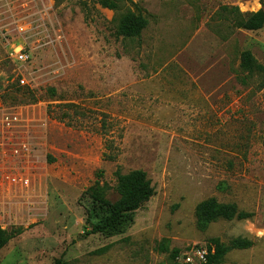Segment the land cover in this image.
Returning a JSON list of instances; mask_svg holds the SVG:
<instances>
[{"label": "rangeland", "instance_id": "1", "mask_svg": "<svg viewBox=\"0 0 264 264\" xmlns=\"http://www.w3.org/2000/svg\"><path fill=\"white\" fill-rule=\"evenodd\" d=\"M133 2L0 0V101L28 112L32 148L30 186L0 191V226L23 230L0 264H184L238 237L254 245L221 264H264V74L240 68L246 50L264 66V28L237 29L229 11H264V0ZM127 10L147 17L141 38L116 34ZM28 91L36 103H20ZM118 169L145 171L155 195L121 233H90L84 192L99 179L116 201ZM209 198L251 216L202 227Z\"/></svg>", "mask_w": 264, "mask_h": 264}, {"label": "trees", "instance_id": "2", "mask_svg": "<svg viewBox=\"0 0 264 264\" xmlns=\"http://www.w3.org/2000/svg\"><path fill=\"white\" fill-rule=\"evenodd\" d=\"M134 4L133 0H99V4L114 12H119L122 5ZM228 10V8H224ZM230 14L234 15L233 26L237 29L247 31H258L264 28V11L260 10L256 13L241 14L238 8L229 9ZM116 34L124 39L141 38L143 31L147 28L149 22L147 17L139 10L138 13L127 10L120 13L117 19ZM240 68L249 73L258 72L264 74V66L257 62L251 51L246 50L241 53ZM49 91L55 93L53 88ZM38 101L35 93L25 92L20 100V103H36ZM48 113L56 118L57 115L53 112L51 106ZM106 122H103L105 126ZM264 146V137H263ZM109 159H116V155H108ZM53 161L52 158L49 159ZM116 186L115 191L118 195L116 201H111L106 198L107 186L100 185L99 179L95 185L89 187L84 196L90 199L92 204L93 216L97 222L93 224L90 233H103L108 235H116L121 233L133 219V213L144 206L155 195V189L152 181L147 173L143 170H133L129 173H122L118 169L115 173ZM98 177H103L100 172ZM250 214L239 211L235 204H223L215 198H209L201 202L197 207V217L202 227H207L213 222L220 220H245L250 218ZM22 229H17L13 232H8L0 226V251L14 237L22 233ZM254 242L251 239L238 237L230 241L228 245L222 244L220 241H214V250L210 249L206 264H221L227 253L232 250H246L251 248ZM179 252L175 251L173 258ZM53 264H71L63 259H57Z\"/></svg>", "mask_w": 264, "mask_h": 264}, {"label": "built area", "instance_id": "3", "mask_svg": "<svg viewBox=\"0 0 264 264\" xmlns=\"http://www.w3.org/2000/svg\"><path fill=\"white\" fill-rule=\"evenodd\" d=\"M23 31L24 28L20 27ZM18 62H27L30 55L18 47L11 54ZM24 83V82H22ZM29 114L24 107H5L0 101V191L11 192L30 186V175L25 166L32 155L28 141ZM214 249H212L213 251ZM210 250L193 249L182 258L184 264H206Z\"/></svg>", "mask_w": 264, "mask_h": 264}]
</instances>
